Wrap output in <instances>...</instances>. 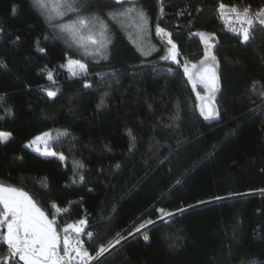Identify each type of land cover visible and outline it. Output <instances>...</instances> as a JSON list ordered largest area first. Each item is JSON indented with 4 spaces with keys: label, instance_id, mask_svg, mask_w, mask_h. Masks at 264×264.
<instances>
[{
    "label": "trees",
    "instance_id": "1",
    "mask_svg": "<svg viewBox=\"0 0 264 264\" xmlns=\"http://www.w3.org/2000/svg\"><path fill=\"white\" fill-rule=\"evenodd\" d=\"M220 3L264 6V0H138L156 45L147 53L158 51L142 56L120 36L119 57L89 61L87 74L73 77L66 65L77 54L32 0H0V130L13 134L0 143V183L28 192L49 218L55 203L62 210L59 229L86 219V231L96 235L82 238L93 255L133 224L156 220L141 233L132 229L134 236L98 264H264V26L256 25L255 38L242 44L220 22ZM85 6L103 15L113 3L86 0ZM156 23L173 34L179 64L161 59L168 46ZM197 32L215 34L216 120L204 119L184 73L185 63L205 54ZM65 129L70 135L49 142L63 161L27 147L46 131L55 136ZM129 129L136 137L132 152ZM159 208L186 211L160 221ZM6 254L0 243V256Z\"/></svg>",
    "mask_w": 264,
    "mask_h": 264
},
{
    "label": "snow or ice",
    "instance_id": "2",
    "mask_svg": "<svg viewBox=\"0 0 264 264\" xmlns=\"http://www.w3.org/2000/svg\"><path fill=\"white\" fill-rule=\"evenodd\" d=\"M112 3L113 7L104 12L103 15L100 13L84 15L86 0H32L34 10L45 18L49 28H53L52 14L54 13L57 19L63 21L55 25L57 30L70 36L80 48L86 50L89 47L94 48V52L86 51V55H100L105 59L107 58L108 47L111 44L109 21L121 23L125 19H138L137 28L138 33L141 35L149 25V20L143 7H137L138 0H112ZM125 4L131 6L124 7ZM16 11L17 6L14 5L12 12L15 13ZM219 11L222 14V18L228 19L230 24L233 20L235 21L230 30L237 35L242 44L247 45L255 38L253 35L254 21H258L260 26H264V6L256 10H252L250 6L239 10L235 6L226 9V5L220 3ZM69 14H72L74 19L65 21V17ZM161 14H163V5H161ZM180 15H183V13H180ZM159 19L160 17H157L158 21ZM3 32L4 29L0 28V34ZM155 33L161 38V42H166L168 46L167 54L161 59L164 61L171 60L179 64L180 61L177 57L180 52L172 38L173 34L161 27L159 23L155 25ZM262 34H264V28H262ZM194 35L198 36L205 45L204 59L200 61L199 67L196 64H192L190 68L185 63L183 65L184 73L192 81L193 87L196 86L197 82L202 83L214 95L218 91L219 76L216 68L219 62L216 60L215 55H210L208 50L215 47V44L211 43L215 34L208 35L204 32H197ZM19 39L17 37V40ZM38 51L43 53L46 49L39 48ZM145 54L150 55L151 53ZM66 66L73 77L87 74L86 66L79 61L69 60ZM61 67H65V65H61ZM107 75L109 74L97 73V76L101 78ZM48 78L49 80L53 79L51 72L48 73ZM256 83L259 82H254L253 90H255ZM83 87L91 88L92 85L85 83ZM47 95L50 98H54L57 96V92L48 91ZM104 95L107 96V93ZM197 95L199 97V94ZM200 99L203 98L200 97ZM102 106H104L103 98L97 108ZM4 111L11 115L13 110L7 108ZM200 112L205 120H216L220 117L219 109L212 108L209 105L202 104ZM128 134L132 141L129 145V151L132 152L136 147V137L132 134L131 129L128 130ZM68 135L70 133L66 129L62 132H57L55 136H53L51 131H46L42 136H37L33 143L43 141L46 149L44 155L58 157L63 161L65 160L63 153L49 151L47 146L49 141L58 143L61 137ZM12 136L11 132L0 130V143H7L12 139ZM28 147H32V144H29ZM37 150H39L38 147ZM80 180L83 181L84 176H81ZM223 198L215 197V199ZM198 203H207V201H199ZM0 206H2V210H0V243L7 246V254L6 256H0V264H90L93 261L98 264L100 258L109 253L111 249L120 245L122 241L126 242L129 237L134 236L132 229L135 230V233H141V230L145 229L147 225L156 223V220L148 219L145 223H140L139 227L133 224L132 229H129L126 234L117 233L116 238L109 240L107 244H100L96 248L95 255H93L85 247V241L81 239V234L86 235L90 241L96 235L91 231H86L88 224L86 219L66 224L62 229H59L56 215L61 213L62 210L55 203L51 207L56 209V212L51 213L52 218H49L50 214L28 192L3 183H0ZM188 207H194V205H189ZM156 211L158 213L157 219L164 221L172 219L177 213L182 214L186 209L180 208L176 211H169L159 208ZM61 231L64 233L63 237H61ZM143 239L147 242L149 236L145 234ZM251 264H255V262L253 261Z\"/></svg>",
    "mask_w": 264,
    "mask_h": 264
},
{
    "label": "rangeland",
    "instance_id": "3",
    "mask_svg": "<svg viewBox=\"0 0 264 264\" xmlns=\"http://www.w3.org/2000/svg\"><path fill=\"white\" fill-rule=\"evenodd\" d=\"M95 12H97V11H91V9H90V10H87L86 12L84 11L83 14L84 15H90V14L95 13ZM52 15H53L52 24H53L54 30L57 32L59 38L66 44V46L68 47V49L70 51H73L74 53L77 54V56L75 58H72L70 60L79 61L80 63L87 66L89 61H97V60L105 59V58L101 57L100 55H86L85 54L86 51L94 52L95 51L94 48L89 47L86 50V49L78 47L73 42V39L70 36H68L65 33L60 32L59 30H57L55 28V25L62 23L63 21L57 19L55 17L54 13ZM70 19H74V16L72 14H69L67 17H65V21L70 20ZM108 23L110 26L111 44L108 47L106 59H110V58L114 59L116 57H119L120 51L117 49L120 47V43H119V37L120 36L123 37V39L126 42H128L132 46H134L135 49L141 53L142 56H146L145 53H147V51L149 49H151L152 46H156L152 36H150V34L148 32V28L150 27V21H149V25H148L147 29L145 30V32L142 35L138 33V28H137L138 19H125L121 23L109 21ZM155 51H158V47L153 50V52H155ZM209 53H210V55H214V53L210 50H209ZM177 59H178V57H177ZM203 59H204V56L199 61L188 64V65L190 68H191L192 64H196L199 67L200 61ZM209 63H211V61H209ZM77 71H79V69H77ZM216 72H217V75L219 76L218 66L216 68ZM191 83H192V81H191ZM192 85H193V83H192ZM194 88H195L197 94H199V97H198L199 108L202 104H204V105H209L212 108L217 109V107L215 105V98H216V95L220 89V81H218V91H216L214 95L212 93H210L208 91V89L205 88L204 84H202V83L197 82L196 86ZM200 97H202L203 99H200ZM42 134H40L39 136H42ZM35 138L33 140H31L29 143H27V147L29 144H32V147H29L30 149L44 155V152L46 149H45V145H44L43 141H36L35 143H33V141H35ZM37 147L39 148V150H37ZM47 150L52 151L49 149V144L47 146ZM60 234H61V237H63L64 234L63 233H60Z\"/></svg>",
    "mask_w": 264,
    "mask_h": 264
},
{
    "label": "built area",
    "instance_id": "4",
    "mask_svg": "<svg viewBox=\"0 0 264 264\" xmlns=\"http://www.w3.org/2000/svg\"><path fill=\"white\" fill-rule=\"evenodd\" d=\"M233 6H235L237 9H239V10H242L243 8H241V7H239V6H236V5H226V9L227 8H230V7H233ZM252 10H256V9H254V8H252V7H250ZM217 12H218V15H219V18H220V22L223 24V26H224V28H225V30H227L228 32H231V33H234V32H232L231 30H230V28H231V26H233V24L235 23V21L233 20V22L230 24V22H229V20L228 19H225V18H222V14H221V12L219 11V6H218V8H217ZM254 25L256 26V25H259V22L258 21H254ZM235 34V33H234ZM63 233V232H62ZM64 234V233H63ZM73 235H75L74 233H73ZM81 239H83L82 238V234H81ZM96 263V261H93V262H90V264H95Z\"/></svg>",
    "mask_w": 264,
    "mask_h": 264
},
{
    "label": "water",
    "instance_id": "5",
    "mask_svg": "<svg viewBox=\"0 0 264 264\" xmlns=\"http://www.w3.org/2000/svg\"><path fill=\"white\" fill-rule=\"evenodd\" d=\"M203 44H204V43H203ZM209 50H210V49H209ZM117 246H118V245H117ZM111 250H113V249H111ZM111 250H110V251H111ZM106 254H107V253H106ZM106 254H105V255H106Z\"/></svg>",
    "mask_w": 264,
    "mask_h": 264
}]
</instances>
